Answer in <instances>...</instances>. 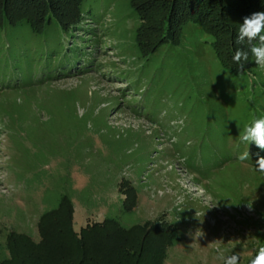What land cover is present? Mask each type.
Masks as SVG:
<instances>
[{
  "label": "rangeland",
  "instance_id": "374dc122",
  "mask_svg": "<svg viewBox=\"0 0 264 264\" xmlns=\"http://www.w3.org/2000/svg\"><path fill=\"white\" fill-rule=\"evenodd\" d=\"M218 2L217 17L229 29L219 33L224 40L195 18L172 20L166 33L165 0H82L86 20L70 38L83 45L79 58L51 68L49 78H42L45 58L37 54H29L20 77L12 60L5 66L26 34L18 32L12 47L1 33L0 69L12 87L0 85V261L7 259L0 264L26 263L34 247L38 264H114L121 242L134 247L130 264L141 263L145 230L126 236L105 224L87 244L61 241L60 216H51L50 225L41 216L64 197L72 209L65 204L62 215L72 217L78 236L104 218L125 229L150 222L153 229L162 224L164 235L175 231L163 247L158 235L156 244L148 242L157 248V264H221L217 245L251 264L264 247V173L238 156L247 150L263 156L237 141L242 111L250 112L248 120L255 116L252 104L243 109L240 92L254 86L248 100L264 111V69L246 73L254 63L249 52L239 76L233 55L249 47L236 43L243 19L262 9L253 0ZM31 38L26 47L36 43ZM216 46L233 71L222 69ZM17 233H26L30 246L8 238ZM134 237L139 243L130 245ZM79 247H86L82 262Z\"/></svg>",
  "mask_w": 264,
  "mask_h": 264
},
{
  "label": "trees",
  "instance_id": "16d2710c",
  "mask_svg": "<svg viewBox=\"0 0 264 264\" xmlns=\"http://www.w3.org/2000/svg\"><path fill=\"white\" fill-rule=\"evenodd\" d=\"M165 1L167 3V5L165 6L167 10V14H166L167 16L165 19H163V22L165 24L166 33H169V27L171 25L170 23L172 22V20L178 19L181 17L183 18L186 17L190 21L191 19L195 18V20L200 22V23L197 22L200 25H202L201 23L204 21L208 23V24L206 23V25H203V26L206 29V31L208 30L209 34H211L213 37L217 38L218 40L220 39L224 40V37L220 35L219 33H224L226 31H229V29L227 28L228 23L226 22V19L220 20L217 17L220 13L219 2L216 4H213L214 0H165ZM240 2L245 3L244 0H240ZM81 3H82V0H0V39H1V33L3 32L4 36H6V39L10 41L9 44L12 47H16L17 43L14 40H16L18 32L22 31L21 33L26 34V41L24 40L25 44L23 43L24 47H22L21 49L18 48V50L13 55L11 56L9 55L8 59H6L4 62L5 66L9 64L10 60H12V63L15 69L16 70L18 69L17 76L20 77L21 71L23 70L22 69L23 66L28 67L29 62L31 61L29 59V54L30 55L37 54L38 58H42V57L45 58V62L41 63L42 70L45 72V76L42 78H49L51 77L52 69L57 68V70H59L61 68L64 69L65 67L68 68L69 65H73V61L79 58L78 53H79L80 47L83 46V45H79L75 43L73 39L70 40V38L73 37L72 29L76 27L81 28V25L86 20L84 16V12L82 10ZM247 3L248 2H246V5ZM254 4L259 9L261 8L262 11H264L263 10L264 0H253V4H252L253 7L255 6ZM73 5H75L74 7L75 11L73 12V10L70 9L67 12L66 8L69 6L71 7ZM147 6L148 4L145 5L144 7L145 12L147 10ZM187 21L188 20H182L180 23L182 26H184L187 23ZM217 27H221L222 29L218 30ZM31 36L36 37L37 39L36 43H32L34 48L29 47L31 46L30 45L31 43L30 39H32ZM1 42L2 40H0V44ZM26 45H29V46L26 47ZM215 52L218 57L217 59L218 63L223 64V66L225 67L224 68L221 66L222 69L228 73L230 70L233 71L228 66L227 63H222L223 59L219 58V50L217 46H216ZM47 61L52 62L49 67L46 66ZM39 64L40 63H37V65ZM249 67H250V72L247 70L246 73L253 74L256 67L258 66L254 62ZM3 74H4V71L0 69V80H1L0 85H5V87H12L10 82L8 83L4 82L5 76ZM22 74H23V71H22ZM238 75L245 76L244 71H241V73H239ZM253 75L255 76V74ZM30 80H31V77L27 76V78L24 81L29 84ZM254 83L256 84V82ZM247 89L248 88L240 92L242 96V107L244 109V108L249 107V105L252 104L254 106L253 111H254L255 116H253L252 120L250 119L248 120L250 112L248 110L242 111V117H243L242 120L244 122V128L240 132V135L237 140L239 141V145L244 144L243 142H241V135L243 134L245 128L247 126H250L254 120L264 117V111H262V109H260L256 103H253V101L250 103L248 100L249 98L247 96V93L248 92L252 94L256 93L254 90L255 87L254 86L251 87L250 91H248ZM254 146L255 144H252V143L249 144V148L252 149V150L250 149L251 151H253ZM258 152L264 157V150H261L258 148ZM249 156L250 158L248 160L252 164H255L257 161L256 159L257 156H255V153H252ZM131 190H132L131 188H129V191H127L126 189V192L132 198H134L135 194L133 193V190L132 191ZM65 204H67V207H71L72 209L71 200L64 197L62 203H60V205L56 209H53L48 212H44L41 216L43 219H45L44 222L52 221L50 219L51 216H54V217L60 216L59 217L60 222H63L64 224L62 223L63 225L62 227L58 226L57 228H55L54 226V228H55V233L57 231L58 234L64 235V236H61V235L59 236L61 241H63L62 239L65 237L69 242L74 243L76 245L77 244L79 245V243L87 244V241H92L95 239L94 237L102 235L103 231L107 229V226L105 224L112 226L113 231L114 229H117L119 230V232L125 234L126 236L127 235L129 236L130 233H134V232L137 233L138 230H145L143 234L144 236L143 241L145 237L147 239L144 242V245L143 243L140 245L141 251H143V254L141 255L140 264H157L156 263V260L158 258L157 248H155L156 246L152 248L148 245L149 241L153 242L154 244L158 242L152 239V235L154 234L158 235V240H160L158 245L162 243V247H163L164 241L169 243L170 242L169 239H171L172 236L175 235V231L173 232L174 229L167 231V234H165L166 236L162 234V231L164 232L163 230L164 226L161 223H160L161 225L155 229H153V225L150 222H145L144 226L142 227L139 226V224H137L136 226H132L129 229H125V228H122L118 223L114 222L113 220L104 218L103 222L97 221L93 223H87L85 227H82L80 229L81 231L79 232V236H78L72 227V217L70 215L69 216H66L64 214L62 215V211L64 209H67L66 207H64ZM124 204H125V201H124ZM49 225H50V222H49ZM46 227H47V224L43 228L45 229ZM41 232L43 234L44 230H41ZM107 232L108 231H106V233ZM8 238L10 240L18 241V243L26 242L27 246H30L31 244L30 237L26 233L10 234ZM155 238L157 239V237ZM136 239L137 238L133 240L132 238L127 241L130 245H133V244L139 243V241ZM121 243L125 244L124 242H121ZM121 243L118 246H116L115 249L113 248L114 255L117 254L118 261H115L116 259L113 261L111 260V261L114 264L117 262L121 263V261L124 262V264H130L131 259L134 256V250H133L134 247H132L131 249L129 248L126 249L127 247L125 248L122 247ZM31 250L32 252L27 256L30 258V260H28L26 263H25L26 261L25 260L24 262H22V264H38L39 261L41 260L40 255H39L40 250L36 247H34ZM84 251H86V247L85 248L79 247L77 250V253H80V252L83 253L82 256L80 257L81 259L80 262H82L83 259L86 258V252ZM60 256H63V255L60 254L59 257ZM62 259L64 258L61 257V259L59 260H62ZM5 260L7 259L6 258L2 259L0 263H2ZM62 264H66V263L62 262Z\"/></svg>",
  "mask_w": 264,
  "mask_h": 264
},
{
  "label": "clouds",
  "instance_id": "9594fccd",
  "mask_svg": "<svg viewBox=\"0 0 264 264\" xmlns=\"http://www.w3.org/2000/svg\"><path fill=\"white\" fill-rule=\"evenodd\" d=\"M257 41L258 43H253ZM249 45L248 50L237 49L233 55V61L237 65L238 72L242 71L249 61V52L253 57L255 64L264 69V11H257L243 19L238 35L237 44ZM241 142L249 145L250 143L261 150H264V117L256 119L250 126H247L241 135ZM240 161L249 159V151H245L238 156ZM258 171L264 173V157H258L256 161ZM202 235V234H201ZM215 259L221 264H239L240 257L233 252L230 255L219 245L215 248ZM251 264H264V247L259 248Z\"/></svg>",
  "mask_w": 264,
  "mask_h": 264
}]
</instances>
